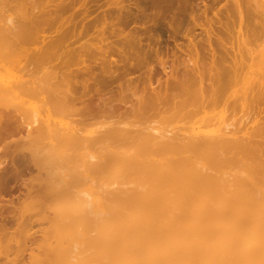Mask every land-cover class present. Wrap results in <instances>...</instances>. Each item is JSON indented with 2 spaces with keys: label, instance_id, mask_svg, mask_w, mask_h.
Masks as SVG:
<instances>
[{
  "label": "bare ground",
  "instance_id": "1",
  "mask_svg": "<svg viewBox=\"0 0 264 264\" xmlns=\"http://www.w3.org/2000/svg\"><path fill=\"white\" fill-rule=\"evenodd\" d=\"M211 1L195 7L183 2L164 30L163 42L139 36L137 41L120 39L122 31L113 26L116 41L77 53L75 60L82 67L61 83L43 68L55 47L43 54L35 47L15 71L14 53L25 55L26 45L44 43L49 23L33 12L14 21L7 13L9 1H0V145L8 151L48 147L56 151L48 154L52 158H60V151H85L79 155L83 169L86 154L100 151L96 169L101 182L88 197L94 217V229L86 235L88 264H264V192L211 176L209 165L215 151H264V106L259 108L264 100V0ZM217 6L221 10L212 12ZM234 25L239 46L249 39L262 44L256 57L248 53L247 65L238 50L228 57L222 40ZM205 57L213 67L208 77L198 64ZM89 59L95 67L86 65ZM141 69L157 78H147L150 91L137 96V109L131 113L136 121L123 127L105 97L112 89L121 91V81ZM246 70L255 75L249 80L259 109L234 123L226 116L231 98L227 92ZM152 81L158 87L150 88ZM62 86H72L71 95ZM93 98L102 104L96 110L89 107ZM100 120L107 122L89 129ZM16 160L11 163L17 179L24 172L16 164L39 175L38 158L18 155ZM152 161L157 169H149ZM8 181L0 169V198L7 193ZM36 181L37 194L61 203L47 209L44 218L60 244L59 229L77 217V210L70 209L73 199L91 188L81 184L82 189H76L63 170ZM33 184L24 185L26 197ZM4 210L0 206L5 224ZM47 227L33 240L35 245L45 240ZM5 231L1 224L0 234ZM81 236L77 230L79 250L84 246ZM40 256L19 251L2 264H43Z\"/></svg>",
  "mask_w": 264,
  "mask_h": 264
},
{
  "label": "rangeland",
  "instance_id": "2",
  "mask_svg": "<svg viewBox=\"0 0 264 264\" xmlns=\"http://www.w3.org/2000/svg\"><path fill=\"white\" fill-rule=\"evenodd\" d=\"M0 1H9L7 13L14 21L33 12L36 16L44 15L49 23V26L46 28L44 43L37 46L35 44L26 45L25 49L29 51L25 55L14 53L11 62L14 65V69H16L15 71L24 64V59L31 58L32 54L37 51H34L35 47L37 49L41 48L39 50L40 54L55 47L53 58L48 60L43 65V68L47 72H50L51 76L56 77V82L60 83L64 77L82 67L75 60L77 53L88 52L92 46L103 48L108 43L116 41L115 35L112 34L113 26H115L114 29L122 31L120 39L127 38L137 41V36H139L143 41L152 39L163 42L166 39L164 33L171 24L172 17L179 7L184 6L183 2L188 1L187 4L193 7L197 4L200 5L201 2L205 5L212 3L211 0H167L164 2H159L158 0ZM61 7H64V9L61 10ZM219 10H221L220 6H217L213 8L212 12H219ZM159 26L161 27L156 30ZM213 27L217 28V26ZM150 29L153 30L150 31ZM230 29V34L222 38L226 45L228 57H231L235 53V50H238L237 54L241 56L243 63L247 65L249 63L247 61L249 59L248 53H254L253 57H256L261 50L262 44L260 45V42H252V39H249L246 42V46H239L236 42L237 26L234 25ZM65 33L67 34L60 39ZM93 61L89 59L86 65L95 67ZM198 64L205 77L213 74L209 73L210 69L213 68L209 58H200ZM153 65L154 71L159 74L160 70L158 66L156 67L155 63ZM245 72V77L241 76L240 80H237L235 84L230 86L227 92L228 96L231 95V98L229 100L230 109L226 116H231L234 123L239 121L244 115L251 117L255 113V110L264 106V100L261 102L259 108L253 102L256 92H252L254 85L252 84L251 87L249 79L255 75H247V70ZM151 75L147 74L146 69L136 70L121 81V91L112 89L111 93L106 92L108 96L105 97V104H110L113 109L117 110L116 115L122 119L123 127H128L136 121L131 113L137 109V96L142 91H150L145 82ZM152 76V78H157L155 73ZM151 84L150 88L158 87L154 81ZM61 89L65 93L68 91L69 95L73 91L72 86H62ZM243 98L245 102H242ZM8 103L11 104L13 102L10 101ZM101 105L100 102H97L96 98H93L89 107L92 110H96ZM1 108L2 105H0ZM8 110H11V107ZM104 122L107 121L91 122L89 129L98 128L102 124H105ZM50 152L55 153L56 151H52L48 147H45L44 151H8L5 150L4 146L0 145V162H2L0 169L9 179L7 184L4 185L7 193L0 198V206H4L3 216L6 218L5 224L0 220V225L2 224L6 227V231L0 234V264L4 263L5 258L9 257L12 259L17 252L24 250H31L34 254L39 253L41 255L40 259L42 260L43 258L45 260L43 264H88V239L86 235L94 229V217L90 208L92 198L88 197L92 193V189L95 190L96 186L101 182L99 180L100 172L96 169L100 151H91L89 154H86V169L82 168L84 163L79 160V155L84 154L85 151H60V158L49 157L48 154ZM214 153L216 156H213V158L211 156L209 158L210 164L208 163L211 166V172L209 171L211 176H214V174L216 176L220 175L225 181H235V184L242 182L245 185L243 187L253 189V186L264 192V151H237L233 152V154L215 151ZM18 155L38 158L41 161L39 175L35 172L29 174L27 170L23 167H18L16 164V168L23 170L24 176L19 179L13 176L15 167L11 161L16 162ZM205 160L204 155L203 166L207 164ZM157 168V164L152 161L149 169ZM62 170L67 179H69V182L76 189H82L81 184H84L86 187H90L91 190L87 194L73 199L70 209L77 210V217L72 220L69 219V221L61 226L59 230H61L60 235L62 239L60 244H57V238L54 237L53 229H48L47 220H44V218L46 219L45 211L47 209L59 208L61 203L51 202L44 195L37 194L36 191L39 188L36 179L45 175L51 177V175L62 172ZM227 174L231 175V177L226 178ZM83 176H89V178L84 180ZM244 179H248L249 182H245ZM211 180L214 182L215 178ZM30 182L34 183L33 189L30 195L26 197L24 185ZM46 227L48 234L45 240L35 245L33 240L37 239L39 232ZM77 230L83 232L84 235V237H80V241L84 239V246L80 250L74 240Z\"/></svg>",
  "mask_w": 264,
  "mask_h": 264
}]
</instances>
